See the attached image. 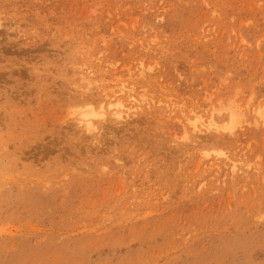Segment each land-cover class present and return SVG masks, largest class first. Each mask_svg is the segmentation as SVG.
<instances>
[{"label": "rangeland", "instance_id": "rangeland-1", "mask_svg": "<svg viewBox=\"0 0 264 264\" xmlns=\"http://www.w3.org/2000/svg\"><path fill=\"white\" fill-rule=\"evenodd\" d=\"M0 264H264V0H0Z\"/></svg>", "mask_w": 264, "mask_h": 264}, {"label": "bare ground", "instance_id": "bare-ground-1", "mask_svg": "<svg viewBox=\"0 0 264 264\" xmlns=\"http://www.w3.org/2000/svg\"><path fill=\"white\" fill-rule=\"evenodd\" d=\"M90 106H92V104H90ZM125 109H126V104L120 98L116 99V101H110L108 105H106V103L102 100L101 104L98 106V109L92 108L89 112L84 113L83 117H80V121L88 131L93 132L96 129V125L98 121L106 119L109 114L115 116L116 119L117 118L124 119V114L127 112ZM204 124L205 122L202 123L203 126ZM194 125L195 127H198L196 123H194ZM213 126H216V123L214 121H211L210 123H208V126L206 127L210 129ZM233 164L234 167H237V163L235 164V161Z\"/></svg>", "mask_w": 264, "mask_h": 264}]
</instances>
